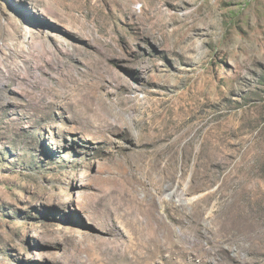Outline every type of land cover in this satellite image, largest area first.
Wrapping results in <instances>:
<instances>
[{"label": "rangeland", "instance_id": "374dc122", "mask_svg": "<svg viewBox=\"0 0 264 264\" xmlns=\"http://www.w3.org/2000/svg\"><path fill=\"white\" fill-rule=\"evenodd\" d=\"M0 264H264V0H0Z\"/></svg>", "mask_w": 264, "mask_h": 264}, {"label": "bare ground", "instance_id": "6f19581e", "mask_svg": "<svg viewBox=\"0 0 264 264\" xmlns=\"http://www.w3.org/2000/svg\"><path fill=\"white\" fill-rule=\"evenodd\" d=\"M136 260V259H135ZM138 260V259H137Z\"/></svg>", "mask_w": 264, "mask_h": 264}]
</instances>
